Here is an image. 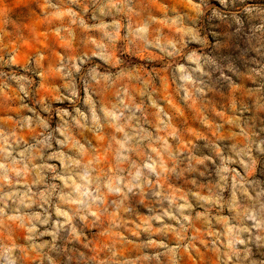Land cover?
Masks as SVG:
<instances>
[{
	"label": "clouds",
	"instance_id": "9594fccd",
	"mask_svg": "<svg viewBox=\"0 0 264 264\" xmlns=\"http://www.w3.org/2000/svg\"><path fill=\"white\" fill-rule=\"evenodd\" d=\"M0 264H264V0H0Z\"/></svg>",
	"mask_w": 264,
	"mask_h": 264
}]
</instances>
